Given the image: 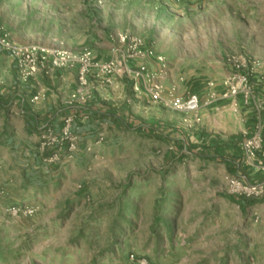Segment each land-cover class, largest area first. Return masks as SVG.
Segmentation results:
<instances>
[{"label": "rangeland", "instance_id": "rangeland-1", "mask_svg": "<svg viewBox=\"0 0 264 264\" xmlns=\"http://www.w3.org/2000/svg\"><path fill=\"white\" fill-rule=\"evenodd\" d=\"M110 2L109 13L98 10L112 23L99 26L107 38L98 42L59 40L63 28L47 18L50 9L66 11L59 0H0V29L4 19L23 18L34 32L54 35L51 46L104 53L107 59L96 58L102 62L124 51L119 35L145 40L166 59L163 74L158 63L150 69L165 91L197 93L201 108L173 112L151 102L142 82L139 91L126 86L116 105L125 100L128 116L83 145L80 139L74 160L50 163L39 145L29 180L22 167L0 169V264H264V202L240 207L230 181L264 183L241 163L203 156L210 141L238 149L250 136L243 114L230 121L215 107L228 101L225 83L237 67L264 112V0ZM244 93L239 115L256 108ZM258 173L264 177V166Z\"/></svg>", "mask_w": 264, "mask_h": 264}, {"label": "crops", "instance_id": "crops-1", "mask_svg": "<svg viewBox=\"0 0 264 264\" xmlns=\"http://www.w3.org/2000/svg\"><path fill=\"white\" fill-rule=\"evenodd\" d=\"M207 1L204 0V2ZM59 2L67 3L66 11L62 10L61 14H54L50 9L47 11V18L50 21L54 20L52 26L63 28V36L59 38L61 42H88L89 40L87 39L89 37L91 38L90 42H98L107 38L97 30L100 25L110 27L112 23L109 20H107L108 22L102 21L99 18L98 10L109 13L110 0H103L101 6H98L97 0H59ZM221 2L224 3L226 0H221ZM87 15L90 16V20L86 19ZM126 18L130 23L132 19L131 15H127ZM2 25L6 29H0V36L8 35L10 40L16 44L35 45L40 40V43H47L45 47H49L55 41V36L52 34H47L46 32L38 34L34 32L26 22V19L23 18L4 19ZM87 26L90 29L88 32L85 30ZM84 37L86 38L83 39ZM108 39L107 43L109 45L115 43L112 36H109ZM108 51H110V47L107 48V55L109 56ZM94 56L97 59L108 58L104 53L101 57L98 54L95 55V53ZM260 59L262 60V58ZM143 63L150 69L155 68L154 64L158 66L156 62L152 61H137L131 65L134 69H138ZM262 64L264 67V61ZM77 86V68H51L46 72L39 73L27 82H22L18 79L14 60L6 52L0 50V169L9 171L10 173L11 166L22 167L26 172L25 178L28 180L32 178L31 175L35 172L32 174H28L27 172L31 168H34L33 163L36 159V151L40 145V129L50 126L59 134L62 122L66 117L73 116L76 118L74 133L79 136L83 145L84 140L94 138L102 128L105 130L114 128L115 124L119 122L118 119H125L128 116L129 113L126 110L127 105H125V100L119 106L116 105V101L117 97L125 98L127 96L126 86H134L132 80L119 78L115 79L112 85H106L93 76L89 80V86L92 87L89 88L90 97L88 102L76 101L73 104L71 99L77 90ZM120 90H123L124 96L117 94ZM205 90L207 92L208 90L211 91L210 88H205ZM224 91V89L221 90V92ZM190 95H195V93L188 96ZM257 100L260 101V98ZM257 100H253L255 106L257 105ZM234 103L238 105L242 104L239 99L237 101L228 100L222 101L215 107H220L224 110L230 121L234 119L232 118L233 116H235L236 120L238 117L242 118L241 115L243 114L250 135H252L257 127L262 126L264 123V112L259 113L256 107L253 108V111L249 112H242V110L239 115ZM226 160L230 164V167L238 165L235 162L237 160L232 158L231 153H228ZM257 165L259 167L264 166V131L263 148L259 153ZM243 168H246L248 173L253 172L252 175H255L256 181L264 183V177L258 173L260 169H251L245 166ZM5 180L11 181L12 184L14 179L11 176Z\"/></svg>", "mask_w": 264, "mask_h": 264}, {"label": "built area", "instance_id": "built-area-1", "mask_svg": "<svg viewBox=\"0 0 264 264\" xmlns=\"http://www.w3.org/2000/svg\"><path fill=\"white\" fill-rule=\"evenodd\" d=\"M117 39L124 47V51H117L108 62L96 60L90 50L74 51L60 43H55L51 47L34 44L20 45L12 42L8 35L0 36V50L6 52L14 60L18 79L22 82H27L39 73L46 72L51 68H77L78 86L72 95L71 102L73 104L76 101L87 102L91 77L94 76L106 85H112L114 80L120 77L132 80L135 91H139L138 86L142 82L147 97L156 105L177 113L197 114L199 112L202 104L199 95H190L185 98L178 96L175 91L166 92L162 82L158 81L157 76L150 71L145 63L141 64L138 69H134L131 65L137 61H154L160 65V71L163 74L167 69V62L163 56L158 55L153 48L148 47L142 39L128 34H121ZM117 56L119 57L117 58ZM238 69L239 67L225 83L226 91L222 99L237 101L242 94H245L246 90L244 99L245 103L248 104L252 99H256L254 93H250V90H254L255 86H248L247 76L241 75ZM209 88H214V85L210 84ZM262 89L264 90V83ZM234 105L238 107L237 103ZM257 110L262 113L258 108ZM74 122L73 117H66L62 122L59 134L50 126L40 129V145L43 150L48 152L50 163L57 164L61 160L72 161L77 156L80 138L74 133ZM101 142L102 139L99 143ZM241 148L243 152L242 166L260 169L257 160L263 148V128L258 126L252 135L243 140ZM230 187L232 196L264 202V184L247 185L241 180L234 179L230 181ZM14 212L16 213L17 210Z\"/></svg>", "mask_w": 264, "mask_h": 264}, {"label": "trees", "instance_id": "trees-1", "mask_svg": "<svg viewBox=\"0 0 264 264\" xmlns=\"http://www.w3.org/2000/svg\"><path fill=\"white\" fill-rule=\"evenodd\" d=\"M239 141V140H238ZM205 154L203 155L205 158H213L220 156L222 159H226L228 153L232 154V158L236 159L237 164H242L243 160V152L241 146L237 149L233 147H227L226 145L220 144L218 141H210L206 144ZM241 203L240 207L250 205L252 200H248L246 198H239ZM249 207V206H248Z\"/></svg>", "mask_w": 264, "mask_h": 264}]
</instances>
